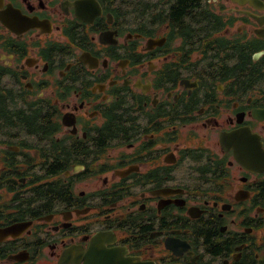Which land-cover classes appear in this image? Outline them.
Here are the masks:
<instances>
[{
	"label": "flooded vegetation",
	"instance_id": "af4514ba",
	"mask_svg": "<svg viewBox=\"0 0 264 264\" xmlns=\"http://www.w3.org/2000/svg\"><path fill=\"white\" fill-rule=\"evenodd\" d=\"M0 264H264V0H0Z\"/></svg>",
	"mask_w": 264,
	"mask_h": 264
},
{
	"label": "water",
	"instance_id": "95a60500",
	"mask_svg": "<svg viewBox=\"0 0 264 264\" xmlns=\"http://www.w3.org/2000/svg\"><path fill=\"white\" fill-rule=\"evenodd\" d=\"M233 146L236 148L237 147V144L236 143H233ZM239 152H240V156L243 157V151H242V149H239Z\"/></svg>",
	"mask_w": 264,
	"mask_h": 264
}]
</instances>
